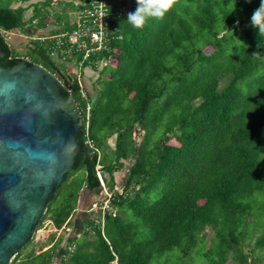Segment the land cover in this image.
Returning a JSON list of instances; mask_svg holds the SVG:
<instances>
[{"label": "trees", "instance_id": "trees-1", "mask_svg": "<svg viewBox=\"0 0 264 264\" xmlns=\"http://www.w3.org/2000/svg\"><path fill=\"white\" fill-rule=\"evenodd\" d=\"M104 2L105 50L84 66L97 71L100 61L108 65L86 100L84 87L60 74L49 51L33 42L24 56L68 80L70 88L61 93L79 105L83 127L90 105L87 131L99 151L85 146L82 127V153L41 225L71 226L82 187L92 193L101 188L97 165L113 212L100 207L95 219L90 209L92 218L64 248L51 234L49 248L27 254L30 242L11 264H54L56 258L60 264H264V37L250 22L261 0H177L162 19L150 18L140 29L126 21L135 0ZM86 3L79 0L76 8H90ZM35 8L41 29L44 20L36 16L43 8ZM24 11L0 0V31L21 29ZM0 48L6 52L2 67L24 57L1 33ZM74 54L70 60L79 62L82 53ZM112 136L114 148L107 143ZM127 160L118 193L113 173ZM79 170L85 172L81 185L68 190ZM246 243L260 251L256 258L243 253Z\"/></svg>", "mask_w": 264, "mask_h": 264}, {"label": "water", "instance_id": "water-1", "mask_svg": "<svg viewBox=\"0 0 264 264\" xmlns=\"http://www.w3.org/2000/svg\"><path fill=\"white\" fill-rule=\"evenodd\" d=\"M63 87L67 79L23 58L0 65V264L33 240L82 153V113Z\"/></svg>", "mask_w": 264, "mask_h": 264}, {"label": "rangeland", "instance_id": "rangeland-1", "mask_svg": "<svg viewBox=\"0 0 264 264\" xmlns=\"http://www.w3.org/2000/svg\"><path fill=\"white\" fill-rule=\"evenodd\" d=\"M3 4L10 3L12 7H17L21 6L25 8V12L23 13L24 18L26 17V20L29 21L35 17L34 12L37 10L35 7L38 6L39 8H43V10L36 16L38 21L41 19L44 20L43 23L46 24V27L43 29L44 31V36H48L49 34H55L58 32L60 29L62 32H68L70 33L73 29H76L77 26L74 24L76 21H78L79 17L77 14V11H80L79 8H76V6L79 5V0H50V3L48 5H41L45 0H28L26 2H20L19 0H2ZM48 1V0H47ZM32 11V12H31ZM78 17V18H77ZM36 21V20H34ZM37 22V21H36ZM36 28V27H35ZM67 30H66V29ZM71 28V29H70ZM26 30V29H25ZM40 32V31H38ZM47 34V35H46ZM28 35V36H27ZM37 34H27V32L23 31H16L13 30L12 32H5L3 33V39L5 40L6 44L9 46L10 49H12L14 52L17 54L24 56L28 48L32 46L31 40L32 37ZM52 36V35H51ZM54 62L59 66V70L62 71L63 74L68 73L72 77H76V80L79 85L85 86L86 88H82L84 93V97H86V91L89 92V94L93 95L94 94V88L92 86L95 85V80L98 76V72L105 66L108 65V60H102L100 63L97 64V71H94L93 69L89 67H85L84 69L81 68L78 71V68L76 66H73L72 64L68 63V59H71V56H69L65 61H62L61 59H58V54H51L50 56ZM81 59V58H79ZM113 59V58H112ZM112 64H109V66ZM83 69V71H82ZM65 73H64V72ZM72 74H71V73ZM81 74V76H78L77 74ZM63 76H68V74L63 75ZM97 86V85H96ZM99 87V86H98ZM108 146L110 148H114V143H115V136L110 137L107 140ZM125 167L121 170H117L113 173V178L119 181V177L122 178L125 176L124 174H127V169L128 166L131 164V161H124ZM101 166V165H99ZM98 171V166L95 167V172ZM99 171L102 176V167L99 168ZM97 175V174H96ZM107 179L110 180V176L108 174H105ZM85 177V172L84 170H79L76 173L71 175V178L69 179L67 189L69 190L72 186L74 190L80 186L83 179ZM126 177V176H125ZM103 178V177H102ZM124 178V177H123ZM124 180V179H123ZM121 183V182H120ZM114 189H118L119 192L123 191V185H114ZM101 192L100 195L102 196H97L95 200L92 203H84L81 200H83L84 195L83 191L80 192L79 195V202L77 203V208L75 209V212L73 215L74 221L76 220H83L86 219V216L88 218H92V214L89 213L90 209L91 212L94 214V218L97 219V213L96 211L100 209V207H103V210H108L109 212H113V210L110 209L109 203L106 198H109L111 196V193L107 191L106 188L101 187ZM108 194V195H107ZM99 195V194H98ZM105 198V200H104ZM89 207V208H88ZM80 209L79 213L81 215H78V210ZM87 213V214H84ZM76 214V215H75ZM51 234H55V242L60 241L59 246L60 250L61 248H64L65 245L69 242L68 239L76 236V232L74 231L73 227L67 228V229H61V230H56L50 221H45L42 225L41 228L37 231L35 234L36 236L34 237V240L31 241L33 244H31V247L27 248L26 253L28 254L30 252L31 248H34V250L38 253L40 251H44L49 246L52 244V241H49V236ZM253 244H244L243 245V253L250 256L252 259L255 256V258L260 254V251L256 254L257 251L252 250ZM59 250V252H60ZM68 252H71L73 250V247L71 246L70 249H67ZM64 255V253H62ZM263 256V255H262ZM264 258V257H262ZM235 261V259H234ZM230 263V261H228ZM236 262V261H235ZM262 263V261H260ZM54 264H60V259L56 258L54 261ZM263 264V263H262Z\"/></svg>", "mask_w": 264, "mask_h": 264}, {"label": "built area", "instance_id": "built-area-1", "mask_svg": "<svg viewBox=\"0 0 264 264\" xmlns=\"http://www.w3.org/2000/svg\"><path fill=\"white\" fill-rule=\"evenodd\" d=\"M86 4H90V8L84 7L77 11L79 19L74 24L77 26L76 29H73L70 33L64 32L63 34H59L56 36H44L42 38H35L33 36L32 40L37 41H45L49 48L48 51L51 54H58V59L65 61L69 56L74 53H82L81 61L76 62L75 60H70L68 63L76 66L78 71L83 68V64L89 60V58L95 54H99L102 50H105V43L107 42V29L109 28L108 15L105 11V2L104 0H86ZM77 17V18H78ZM3 31H1V35L3 36ZM54 39V43L51 44V41ZM71 73V72H70ZM72 74V73H71ZM81 76V74H77ZM75 77V76H74ZM76 78V77H75ZM81 91V98L86 100L84 97V93ZM83 96V97H82ZM89 111L90 105L87 104L85 107V121H84V129H85V141L84 144L87 148L95 151L99 154L98 149L94 146L93 140L90 138L88 134V126H89ZM82 113V111H81ZM83 119V116H82ZM83 121V120H82ZM98 166V171L96 172L97 178L100 182L101 187L105 188V184ZM118 193V189H114ZM108 195V194H107ZM108 197H110L108 195ZM104 209L103 207H101Z\"/></svg>", "mask_w": 264, "mask_h": 264}, {"label": "clouds", "instance_id": "clouds-1", "mask_svg": "<svg viewBox=\"0 0 264 264\" xmlns=\"http://www.w3.org/2000/svg\"><path fill=\"white\" fill-rule=\"evenodd\" d=\"M135 2L137 7L134 12L128 13L126 21L133 28L140 29L150 18L162 19L177 0H135ZM250 22L254 28H258L259 37H264V0H261L259 7L253 12Z\"/></svg>", "mask_w": 264, "mask_h": 264}, {"label": "crops", "instance_id": "crops-1", "mask_svg": "<svg viewBox=\"0 0 264 264\" xmlns=\"http://www.w3.org/2000/svg\"><path fill=\"white\" fill-rule=\"evenodd\" d=\"M25 12V11H24ZM32 12V11H31ZM23 22H24V24H23V27L20 29H15L16 31H23V32H25L24 30L26 29V28H30V29H27V31L28 30H30V31H28L27 32V34H34L33 32H35V34H37V35H34V37L35 38H42V37H44V31H43V29L46 27V24H44V27L43 28H41V29H38L37 27H36V25H37V22L36 21H34V19H33V21H32V18H31V20H29V21H27L26 20V17L24 18V15H23ZM36 27V28H35ZM32 28V29H31ZM13 31V30H12ZM11 31V32H12ZM38 31H40V32H38ZM8 32H10V31H8ZM47 35V34H46ZM52 34H49L48 36H51ZM28 36V35H27ZM33 42H36L37 44H38V46H40L43 50H45V51H48V49L47 48H49L48 46H46L47 44L46 43H48V42H45V41H37V40H31V44H34ZM75 55V54H74ZM76 56V55H75ZM78 58V57H77ZM23 59H25L28 63H30V62H32V60L30 59V58H28V57H23ZM80 60V59H79ZM82 60V59H81ZM80 60V61H81ZM79 61V62H80ZM85 64V63H84ZM84 64H83V69L85 68V67H89V68H91V69H93L92 68V66H84ZM83 69H82V71H83ZM61 73L60 74H62V71H60ZM64 72V71H63ZM65 73V72H64ZM56 74H58V73H56ZM59 74V75H60ZM65 74H69L68 73V71H67V73H65ZM70 75V74H69ZM84 88H85V86H83ZM127 173V172H126ZM105 174H108L109 176H110V178H111V174H109V173H104V175ZM125 176H126V174H124ZM125 176H123L122 178H120L119 177V181L118 180H116V179H113V181H114V185H123V182H124V180L123 179H125ZM105 178L107 179V177L105 176ZM107 180H109V179H107ZM121 182V183H120ZM81 191H83V195H84V198H83V200H81L82 202H84V203H86V204H88L89 202L90 203H92L94 200H95V198L97 197V196H102V195H100V193H102L101 192V188H100V190L98 191V192H96V193H92V192H90L89 191V189L88 188H86V187H82V189L80 190V192ZM99 194V195H98ZM78 200H79V198H78ZM104 200H105V198H104ZM79 202V201H78ZM77 202V203H78ZM89 208V207H88ZM79 211H80V209L78 210V215H81L80 213H79ZM76 213V212H75ZM90 213V212H89ZM77 214V213H76ZM75 214V215H76ZM84 214H87V213H84ZM86 216V219H83V220H76V221H74V220H71V226L69 227V228H71V227H73V229H74V231L76 232V236L78 237L79 236V233H80V230H81V228H82V224H83V222H85V221H88V219H90V218H88L87 217V215H85ZM72 219H73V217H72ZM75 237V236H74ZM73 238V237H72ZM72 238H70V239H72ZM58 259V258H57Z\"/></svg>", "mask_w": 264, "mask_h": 264}, {"label": "flooded vegetation", "instance_id": "flooded-vegetation-1", "mask_svg": "<svg viewBox=\"0 0 264 264\" xmlns=\"http://www.w3.org/2000/svg\"><path fill=\"white\" fill-rule=\"evenodd\" d=\"M28 31H30V30H28ZM33 33H35V32H33ZM34 37V36H33ZM31 63V62H30Z\"/></svg>", "mask_w": 264, "mask_h": 264}]
</instances>
